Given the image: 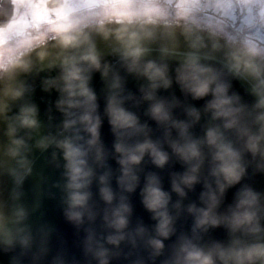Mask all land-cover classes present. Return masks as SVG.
<instances>
[{"label": "clouds", "instance_id": "obj_1", "mask_svg": "<svg viewBox=\"0 0 264 264\" xmlns=\"http://www.w3.org/2000/svg\"><path fill=\"white\" fill-rule=\"evenodd\" d=\"M258 177L264 0H0V264H264Z\"/></svg>", "mask_w": 264, "mask_h": 264}, {"label": "water", "instance_id": "obj_2", "mask_svg": "<svg viewBox=\"0 0 264 264\" xmlns=\"http://www.w3.org/2000/svg\"><path fill=\"white\" fill-rule=\"evenodd\" d=\"M96 84L99 88V77H96ZM43 107V105H41ZM104 136L107 143L110 144L111 142V134L108 130L107 124L104 127ZM114 163V162H113ZM41 168L43 169L44 175L48 177L49 183L43 186L44 194L42 197V208L41 212L44 214V218L53 225L59 232L60 236L67 242V245L72 251L78 252L79 249L77 248V244L79 243L80 237H82L83 233L77 234V229L69 222H67L63 215V210L60 205L59 200V192L56 189H51L53 193L56 194L55 198H51L48 194L49 185L52 181L58 179V173H56L53 169L43 166L42 162L38 164L37 171H40ZM38 183V178L33 177L30 178L26 187L29 190V198L32 195V188L35 184ZM258 186H264V178H257ZM133 203L135 205V217L143 218L146 223H151L149 221V214L143 209L142 205L140 204V197L139 195H135L133 197Z\"/></svg>", "mask_w": 264, "mask_h": 264}]
</instances>
